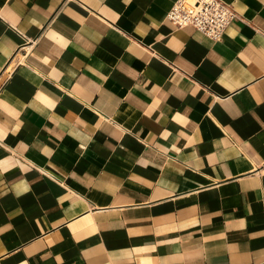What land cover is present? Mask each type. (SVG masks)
Segmentation results:
<instances>
[{
	"label": "crops",
	"instance_id": "0c3cea01",
	"mask_svg": "<svg viewBox=\"0 0 264 264\" xmlns=\"http://www.w3.org/2000/svg\"><path fill=\"white\" fill-rule=\"evenodd\" d=\"M175 1L0 0V264H264V0Z\"/></svg>",
	"mask_w": 264,
	"mask_h": 264
},
{
	"label": "built area",
	"instance_id": "2783aa9c",
	"mask_svg": "<svg viewBox=\"0 0 264 264\" xmlns=\"http://www.w3.org/2000/svg\"><path fill=\"white\" fill-rule=\"evenodd\" d=\"M236 16L221 0H176L166 18L177 28L191 25L205 36L217 39Z\"/></svg>",
	"mask_w": 264,
	"mask_h": 264
}]
</instances>
